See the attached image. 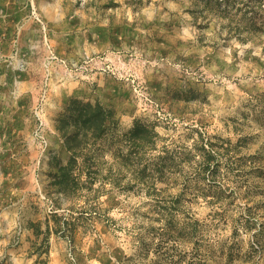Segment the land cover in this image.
<instances>
[{
	"label": "rangeland",
	"instance_id": "374dc122",
	"mask_svg": "<svg viewBox=\"0 0 264 264\" xmlns=\"http://www.w3.org/2000/svg\"><path fill=\"white\" fill-rule=\"evenodd\" d=\"M0 152V264H264V0H0Z\"/></svg>",
	"mask_w": 264,
	"mask_h": 264
},
{
	"label": "trees",
	"instance_id": "16d2710c",
	"mask_svg": "<svg viewBox=\"0 0 264 264\" xmlns=\"http://www.w3.org/2000/svg\"><path fill=\"white\" fill-rule=\"evenodd\" d=\"M69 110V118L60 119V127L58 129L62 132L64 143L70 157L66 165L60 167V171L64 172L62 175L65 181L58 182L59 185L65 184L76 187L78 183L74 176L75 168L78 165L79 157L94 143L97 139L103 137L108 130V123L114 122L112 111L106 109L101 103H81L77 100L72 101ZM159 133L153 125L137 121L131 129L128 142L130 151L126 160H131L134 163L139 162L147 149H153ZM142 176L138 179L146 184L149 189L154 188L152 181L142 170ZM63 189V188H62ZM156 192V189L154 191ZM167 226V223L164 228Z\"/></svg>",
	"mask_w": 264,
	"mask_h": 264
},
{
	"label": "crops",
	"instance_id": "0c3cea01",
	"mask_svg": "<svg viewBox=\"0 0 264 264\" xmlns=\"http://www.w3.org/2000/svg\"><path fill=\"white\" fill-rule=\"evenodd\" d=\"M1 155H2V153L0 152V160H1V159H4V157H2ZM0 172H2V171H1V167H0Z\"/></svg>",
	"mask_w": 264,
	"mask_h": 264
}]
</instances>
